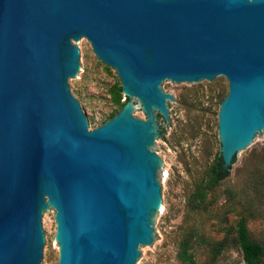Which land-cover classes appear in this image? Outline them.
<instances>
[{"label":"water","instance_id":"obj_1","mask_svg":"<svg viewBox=\"0 0 264 264\" xmlns=\"http://www.w3.org/2000/svg\"><path fill=\"white\" fill-rule=\"evenodd\" d=\"M85 44L125 100L93 128ZM226 80V169L264 137V0H0V264H138L165 213L158 145L181 90Z\"/></svg>","mask_w":264,"mask_h":264},{"label":"rangeland","instance_id":"obj_2","mask_svg":"<svg viewBox=\"0 0 264 264\" xmlns=\"http://www.w3.org/2000/svg\"><path fill=\"white\" fill-rule=\"evenodd\" d=\"M77 48L83 54V68L72 88L93 117L94 128L119 110L108 93L119 81L85 42ZM166 86L179 103L172 111L170 138L158 145V157L168 170L163 175L165 213L157 230V248L143 250L138 264H190L177 257L182 237L188 240L194 264H243L233 231L239 217L262 246L264 259V137L231 164L227 177L212 185L207 169L219 151L217 111L227 81L185 85L181 90ZM124 98L121 94L120 101ZM197 186H205L204 201L191 206L187 200ZM54 227L49 213V264L57 261Z\"/></svg>","mask_w":264,"mask_h":264},{"label":"trees","instance_id":"obj_3","mask_svg":"<svg viewBox=\"0 0 264 264\" xmlns=\"http://www.w3.org/2000/svg\"><path fill=\"white\" fill-rule=\"evenodd\" d=\"M108 93L112 102L120 108L124 101H120L121 90L119 82L112 84L108 88ZM126 98H124L125 100ZM115 113L109 115L108 118L113 116ZM107 118V119H108ZM231 166V165H230ZM230 166L226 169L222 166L221 159L218 154L213 158L211 165L207 169V174L209 176V182L212 185H216L220 180L228 176L230 171ZM205 196V186H197L188 197V204L198 205L204 201ZM234 236L235 241L238 245L241 259L243 264H264V259L262 257V246L255 241L249 234L248 229L242 217H239L234 224ZM177 257L184 262L194 264V259L189 252L188 240L182 237L178 242Z\"/></svg>","mask_w":264,"mask_h":264}]
</instances>
